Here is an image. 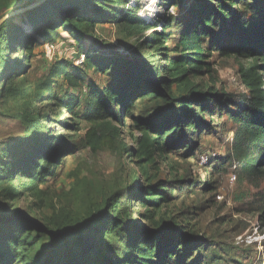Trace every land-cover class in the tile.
Segmentation results:
<instances>
[{
    "label": "rangeland",
    "instance_id": "obj_1",
    "mask_svg": "<svg viewBox=\"0 0 264 264\" xmlns=\"http://www.w3.org/2000/svg\"><path fill=\"white\" fill-rule=\"evenodd\" d=\"M127 1L124 6L123 0H0V18L34 4L4 21L9 24L0 32V248L6 235L24 229L37 235L38 246L32 252L37 259L49 240L46 231L78 227L99 211L144 224V208L138 202L117 198L137 180L138 166L122 144L130 143L127 135L136 131L129 126L131 118H126L124 125L114 124L120 128L117 137L108 134L92 147L89 136L96 123L84 115L86 102L94 89L113 85L115 78L109 71L85 69L84 60L114 56L121 71L126 68L127 77L137 76V69L158 68L163 58L148 46V39L154 30L161 32L167 20L164 47L173 55L191 0H178L172 6L162 0ZM131 4L156 28L129 32L118 20H111L89 26L90 33L82 40L63 26L46 33L47 40L42 38L47 24H42L41 16L46 12L52 20L63 21L66 15L91 14L96 9H115L108 12L114 16ZM256 5L264 7L262 2ZM237 7L239 14L245 13L243 5ZM46 45L53 47L50 56ZM206 60L215 83L206 73L194 81L213 84L234 98L212 116L205 115V130L189 140L190 148L169 150L165 161L158 159L157 181L168 184L171 193L159 215L175 219L202 243L185 264H264V224L255 210L264 196V179H241L238 163L219 162L231 151L236 127L228 112L238 111V97L245 91L238 76L239 61L216 50ZM54 63H62L76 79L52 76ZM69 94L78 99L72 109L63 105ZM152 106L148 99L136 100L132 116L142 117ZM42 154L50 155V162L41 160Z\"/></svg>",
    "mask_w": 264,
    "mask_h": 264
},
{
    "label": "trees",
    "instance_id": "obj_2",
    "mask_svg": "<svg viewBox=\"0 0 264 264\" xmlns=\"http://www.w3.org/2000/svg\"><path fill=\"white\" fill-rule=\"evenodd\" d=\"M162 2L172 6L178 0ZM258 2L264 4V0H191L187 19L171 49L174 54L169 55L164 47L166 20L161 32L154 30L148 39V46L163 58L161 65L150 70L137 69V76H125L126 68L121 71L123 67L114 56L85 58V69L109 71L115 78L113 85L94 89L87 99L84 115L96 123L89 141L96 147L108 134L117 137L120 128L114 124L124 125L125 119L131 118L129 126L136 132H129L127 136L131 142L122 144L138 166L137 180L119 191L117 198L138 202L144 208L141 213L144 224L110 217L99 211L78 227L63 232L46 231L49 240L37 259L32 255L38 246L36 233L15 229L6 235L5 245L0 248V263L185 264L194 251L202 248L200 240L179 222L159 215L171 193L168 184L157 181L158 159L165 161L169 150L190 148L189 140L205 130V115L212 116L215 110H221L224 104L233 100V95L216 89L213 84L194 81L206 73L208 81L215 83L206 59L209 52L216 50L239 61L238 76L245 89L238 97V111L228 112L236 127L231 151L219 162L238 163L241 179H264V7L257 9ZM127 3L123 0L124 6ZM240 5L244 6L245 13L239 14L237 6ZM129 6L114 16L108 12H115V9H96L91 14L66 15L63 21L52 20L46 12L41 16L42 24H47L42 38L47 40L46 33L56 32L63 26L76 40H82L90 33L89 26L111 20H118L129 32L156 28L138 16L132 4ZM6 25L0 26V32H4ZM226 38L232 42H224ZM83 41L88 49V38ZM51 74L76 79L66 72L62 63H54ZM48 86L49 89L50 84ZM67 96L69 99L63 105L72 109L78 99L70 94ZM144 99L152 101L153 106L144 116L133 117L134 101ZM50 158V155H41V160L47 163ZM208 185L212 188L211 182ZM104 204H108L107 199ZM255 210L259 211L260 221L264 224V196ZM97 234L102 237L95 241L93 238ZM108 252H112V256L108 257Z\"/></svg>",
    "mask_w": 264,
    "mask_h": 264
},
{
    "label": "water",
    "instance_id": "obj_3",
    "mask_svg": "<svg viewBox=\"0 0 264 264\" xmlns=\"http://www.w3.org/2000/svg\"><path fill=\"white\" fill-rule=\"evenodd\" d=\"M33 6H34V4L33 5L30 4V5L26 6V7H23V8L15 10V11H10V12L6 13L3 17L0 18V26L3 24L4 21L9 19L10 17L15 15L16 13L25 12V11L29 10L30 8H32Z\"/></svg>",
    "mask_w": 264,
    "mask_h": 264
},
{
    "label": "built area",
    "instance_id": "obj_4",
    "mask_svg": "<svg viewBox=\"0 0 264 264\" xmlns=\"http://www.w3.org/2000/svg\"><path fill=\"white\" fill-rule=\"evenodd\" d=\"M53 47L46 45V54L47 56H50L52 54ZM233 179H235V176H233Z\"/></svg>",
    "mask_w": 264,
    "mask_h": 264
}]
</instances>
